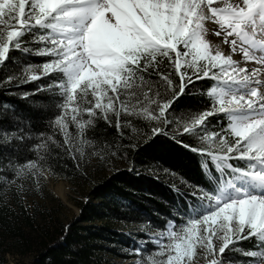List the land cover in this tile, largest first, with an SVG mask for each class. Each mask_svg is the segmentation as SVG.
<instances>
[{"label": "snow or ice", "instance_id": "snow-or-ice-1", "mask_svg": "<svg viewBox=\"0 0 264 264\" xmlns=\"http://www.w3.org/2000/svg\"><path fill=\"white\" fill-rule=\"evenodd\" d=\"M9 63L0 87L40 102L0 104V205L34 215L69 160L91 179L167 138L200 157L204 179L173 184L129 264H264V0H0Z\"/></svg>", "mask_w": 264, "mask_h": 264}, {"label": "trees", "instance_id": "trees-1", "mask_svg": "<svg viewBox=\"0 0 264 264\" xmlns=\"http://www.w3.org/2000/svg\"><path fill=\"white\" fill-rule=\"evenodd\" d=\"M28 59L39 63L43 58ZM14 67L9 63L0 70V79ZM196 83L201 87V82ZM35 86L23 84L20 91H31ZM39 95L35 101L24 99L15 89L0 87V104L13 105L27 114L34 103L40 102ZM115 160L124 161L129 168L114 171L92 186L86 200L76 203L79 217L67 224L56 216L54 209L40 208L33 215L31 209L25 212L15 199L8 208L0 205V264H7L11 258L20 262L29 256L34 258V264H115V258L129 260L131 257L123 252L130 247L131 239L119 232L118 226L140 227L149 219L160 225L175 199L173 184L179 186L181 176L193 183L204 179L200 157L167 138L155 143L146 140L140 148L129 152L126 159ZM67 163L66 169L52 177L79 179V175L71 172L72 161ZM158 165L170 168L177 176L165 174ZM66 175L70 178H65ZM244 247L251 244L246 241Z\"/></svg>", "mask_w": 264, "mask_h": 264}, {"label": "rangeland", "instance_id": "rangeland-1", "mask_svg": "<svg viewBox=\"0 0 264 264\" xmlns=\"http://www.w3.org/2000/svg\"><path fill=\"white\" fill-rule=\"evenodd\" d=\"M115 167H112V164H108L104 167H93L89 171L91 179L79 178L76 180H64L57 179L52 176L48 178L44 186V196L46 198L39 199L40 208L54 209L56 216L65 224L72 221L75 218L79 217L80 211L76 206L78 201H85V195L89 192L92 186H94L102 177L110 175L112 172L122 169H127L129 166L121 160H115ZM62 184L67 190V204L63 202L55 193L54 189L57 185ZM37 200L35 195L28 196V202L32 203ZM138 226H118V231L129 236L131 239L130 247L134 246L143 233L138 234ZM155 230V229H153ZM129 247V248H130ZM124 254V252H123ZM240 259H243L240 258ZM130 259L115 258V264H129ZM7 264H34V258L29 256L19 262L16 259H9ZM202 264V262H201Z\"/></svg>", "mask_w": 264, "mask_h": 264}, {"label": "bare ground", "instance_id": "bare-ground-1", "mask_svg": "<svg viewBox=\"0 0 264 264\" xmlns=\"http://www.w3.org/2000/svg\"><path fill=\"white\" fill-rule=\"evenodd\" d=\"M54 193L63 201L67 204V190L64 187V185L59 184L56 186V188L54 189Z\"/></svg>", "mask_w": 264, "mask_h": 264}]
</instances>
